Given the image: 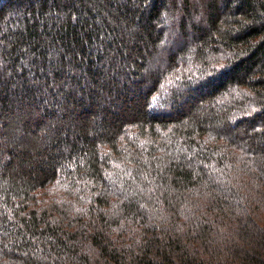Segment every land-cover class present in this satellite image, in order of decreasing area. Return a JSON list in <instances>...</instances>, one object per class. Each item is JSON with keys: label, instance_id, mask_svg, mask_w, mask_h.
I'll return each mask as SVG.
<instances>
[{"label": "trees", "instance_id": "obj_1", "mask_svg": "<svg viewBox=\"0 0 264 264\" xmlns=\"http://www.w3.org/2000/svg\"><path fill=\"white\" fill-rule=\"evenodd\" d=\"M0 264H264V0H0Z\"/></svg>", "mask_w": 264, "mask_h": 264}]
</instances>
